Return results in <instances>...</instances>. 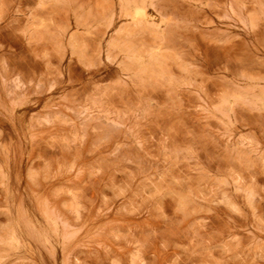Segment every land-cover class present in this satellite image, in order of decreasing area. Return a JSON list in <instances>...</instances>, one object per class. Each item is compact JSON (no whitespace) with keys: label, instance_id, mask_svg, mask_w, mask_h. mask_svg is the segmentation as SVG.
<instances>
[{"label":"rangeland","instance_id":"1","mask_svg":"<svg viewBox=\"0 0 264 264\" xmlns=\"http://www.w3.org/2000/svg\"><path fill=\"white\" fill-rule=\"evenodd\" d=\"M0 264H264V0H0Z\"/></svg>","mask_w":264,"mask_h":264}]
</instances>
